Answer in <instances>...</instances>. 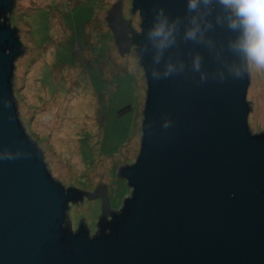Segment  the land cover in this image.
<instances>
[{"label":"water","instance_id":"1","mask_svg":"<svg viewBox=\"0 0 264 264\" xmlns=\"http://www.w3.org/2000/svg\"><path fill=\"white\" fill-rule=\"evenodd\" d=\"M14 5L0 0V264H264V130L248 127V65L227 10L217 0L195 10L188 0H131L140 31L127 22L130 45L115 43L122 56L135 47L146 96L138 154L116 171L131 192L112 211L103 183L85 193L54 180L24 130ZM115 8L122 19V2ZM161 21L173 40L162 50L149 36ZM97 190L96 235L83 218L65 227L70 205Z\"/></svg>","mask_w":264,"mask_h":264},{"label":"rangeland","instance_id":"2","mask_svg":"<svg viewBox=\"0 0 264 264\" xmlns=\"http://www.w3.org/2000/svg\"><path fill=\"white\" fill-rule=\"evenodd\" d=\"M123 17L135 32L139 15L131 0ZM117 0H15L9 23L25 53L15 62L13 92L27 135L41 150L54 180L94 192L105 185L109 208L118 211L130 194L118 168L134 163L146 96L143 69L134 48L120 55L106 27ZM250 132L264 130V69L248 64ZM101 199L71 204L72 230L80 218L97 231Z\"/></svg>","mask_w":264,"mask_h":264},{"label":"clouds","instance_id":"3","mask_svg":"<svg viewBox=\"0 0 264 264\" xmlns=\"http://www.w3.org/2000/svg\"><path fill=\"white\" fill-rule=\"evenodd\" d=\"M205 4L210 0H203ZM229 14V27L239 29L240 35L234 49L241 53L244 60L257 68L264 69V0H217ZM198 0H188L189 10H195ZM161 21L149 33L159 38L157 48L164 49L172 42V31ZM189 39H195V32H187ZM239 76V73L237 74Z\"/></svg>","mask_w":264,"mask_h":264},{"label":"flooded vegetation","instance_id":"4","mask_svg":"<svg viewBox=\"0 0 264 264\" xmlns=\"http://www.w3.org/2000/svg\"><path fill=\"white\" fill-rule=\"evenodd\" d=\"M116 3H118V0H117V2H115L114 4H116ZM113 4V5H114ZM112 5V6H113ZM112 6L107 10V13H106V27L108 28V30L112 33V36H113V40L115 41V39H116V42L120 45V47H121V50L123 51V50H125V49H127V47L130 45V43H129V39H130V35H127L128 34V28L126 27V26H128L127 25V22H130V21H128V20H125L124 19V17H123V10H122V19L119 17V15H118V9L117 8H115V9H112L111 10V8H112ZM130 28H131V30H133V28L131 27V24H130ZM134 31V30H133ZM17 35H18V32H17ZM131 48H134L135 49V47L134 46H131ZM24 53H25V49H24ZM24 53L21 55V56H23L24 55ZM20 56V57H21ZM19 57V58H20ZM18 58V59H19ZM17 59V60H18ZM16 60V61H17ZM15 98V97H14ZM32 140V139H31ZM33 141V140H32ZM34 142V141H33ZM35 143V142H34ZM36 144V143H35ZM84 192V191H83ZM86 193V192H85ZM88 194V193H87ZM95 196H94V198L95 199H104L105 198V193L103 192V190L102 191H99V190H97L95 193ZM85 200V199H84ZM83 200V201H84ZM103 211H106V218L108 219V214H109V212L105 209V206H104V209H103ZM71 228V227H70ZM72 229V228H71ZM96 233H97V231H96ZM96 233L94 234V235H91L90 233H89V235L90 236H95L96 235Z\"/></svg>","mask_w":264,"mask_h":264},{"label":"trees","instance_id":"5","mask_svg":"<svg viewBox=\"0 0 264 264\" xmlns=\"http://www.w3.org/2000/svg\"><path fill=\"white\" fill-rule=\"evenodd\" d=\"M139 63H140V61H139ZM80 224H83V223H80ZM64 226L67 227V228H69V229H71L70 228L71 226H70L69 220L64 223Z\"/></svg>","mask_w":264,"mask_h":264}]
</instances>
